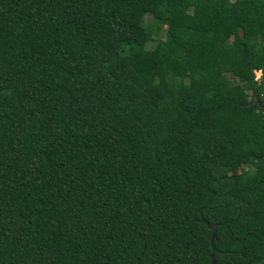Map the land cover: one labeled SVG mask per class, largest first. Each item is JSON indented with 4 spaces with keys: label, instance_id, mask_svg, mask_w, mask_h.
Wrapping results in <instances>:
<instances>
[{
    "label": "trees",
    "instance_id": "obj_1",
    "mask_svg": "<svg viewBox=\"0 0 264 264\" xmlns=\"http://www.w3.org/2000/svg\"><path fill=\"white\" fill-rule=\"evenodd\" d=\"M0 264H264V0H0Z\"/></svg>",
    "mask_w": 264,
    "mask_h": 264
},
{
    "label": "rangeland",
    "instance_id": "obj_2",
    "mask_svg": "<svg viewBox=\"0 0 264 264\" xmlns=\"http://www.w3.org/2000/svg\"><path fill=\"white\" fill-rule=\"evenodd\" d=\"M146 21L152 23V17L150 15L146 16ZM162 30H163L164 34H165V32H168L166 28H164ZM164 37L165 36L163 35L162 38H164ZM260 75H261L260 72H256L257 79L260 77Z\"/></svg>",
    "mask_w": 264,
    "mask_h": 264
}]
</instances>
